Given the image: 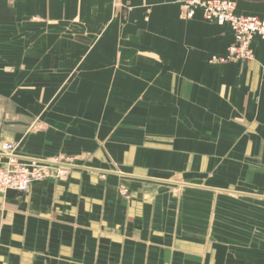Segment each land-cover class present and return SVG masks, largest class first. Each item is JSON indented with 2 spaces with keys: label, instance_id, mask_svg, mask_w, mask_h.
Masks as SVG:
<instances>
[{
  "label": "crops",
  "instance_id": "1",
  "mask_svg": "<svg viewBox=\"0 0 264 264\" xmlns=\"http://www.w3.org/2000/svg\"><path fill=\"white\" fill-rule=\"evenodd\" d=\"M232 43L179 0H0V143L82 164L0 195V264H264V40Z\"/></svg>",
  "mask_w": 264,
  "mask_h": 264
},
{
  "label": "built area",
  "instance_id": "2",
  "mask_svg": "<svg viewBox=\"0 0 264 264\" xmlns=\"http://www.w3.org/2000/svg\"><path fill=\"white\" fill-rule=\"evenodd\" d=\"M182 14L186 19L194 17L197 11L205 21L219 26H228L233 33V43L224 58H213L214 62L253 59L251 42L257 37L264 40V19L242 16L236 13L235 0H179ZM15 146L5 142L0 144V192L4 190L25 191L31 184L54 176L62 178L67 170L75 166L54 159L22 157L14 153Z\"/></svg>",
  "mask_w": 264,
  "mask_h": 264
},
{
  "label": "rangeland",
  "instance_id": "3",
  "mask_svg": "<svg viewBox=\"0 0 264 264\" xmlns=\"http://www.w3.org/2000/svg\"><path fill=\"white\" fill-rule=\"evenodd\" d=\"M0 144H1V143H0ZM11 144H13V143H11ZM13 145L15 146V151H16V152H14V153L17 154V155H19V156H22L21 154H19V153L17 152V146H16L15 144H13ZM22 157H24V156H22ZM54 158H56V159H58V160H60V161H62V162H65V163L72 164V165H74V166L82 165V164H80V162L76 161L74 158H71V157H65V156H54V157H51V158H48V159H54ZM3 162H4L3 160L0 161L1 164H2ZM72 171H73V169H71V170H67V174H65L62 178L51 176V177L45 178V179H43V180H41V181H44V180H52V181H55V182H62V181H65V180H67V179L69 178V176H70V174L72 173ZM100 177H101V178H104V175H100ZM41 181H39V182H41ZM31 185H32V184H31ZM29 189H30V187H29L27 190L22 191V192L15 191V190H4L3 192H0V195H4V194H6V193H8V192H10V191H12V192H19V193H27V192L29 191ZM171 190H172V193H173L174 188H172ZM120 191H121L122 195L127 196L128 191H127L125 188H121ZM251 205H252V207H254V211H256L255 214L258 215V211H259V210H258V207L255 206L253 203H252ZM261 210H263V209L261 208ZM254 211L252 210V213H254ZM259 221H261V222L264 223V218H262L261 220H259L258 218L255 219V218L253 217V215H252V225H254V222L258 223ZM252 229H253V226H252ZM221 237L224 238V236H220V238H221ZM216 238H217V237H215V239H216Z\"/></svg>",
  "mask_w": 264,
  "mask_h": 264
},
{
  "label": "bare ground",
  "instance_id": "4",
  "mask_svg": "<svg viewBox=\"0 0 264 264\" xmlns=\"http://www.w3.org/2000/svg\"><path fill=\"white\" fill-rule=\"evenodd\" d=\"M16 152V151H15ZM2 159V158H1ZM1 164V163H0Z\"/></svg>",
  "mask_w": 264,
  "mask_h": 264
}]
</instances>
